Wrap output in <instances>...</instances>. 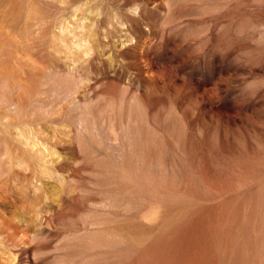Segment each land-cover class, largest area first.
Listing matches in <instances>:
<instances>
[{"label": "rangeland", "instance_id": "374dc122", "mask_svg": "<svg viewBox=\"0 0 264 264\" xmlns=\"http://www.w3.org/2000/svg\"><path fill=\"white\" fill-rule=\"evenodd\" d=\"M0 264H264V0H0Z\"/></svg>", "mask_w": 264, "mask_h": 264}, {"label": "bare ground", "instance_id": "6f19581e", "mask_svg": "<svg viewBox=\"0 0 264 264\" xmlns=\"http://www.w3.org/2000/svg\"><path fill=\"white\" fill-rule=\"evenodd\" d=\"M198 244V243H197ZM171 247V246H170ZM196 247V246H195ZM194 250H196V249H194ZM196 252V251H195ZM190 261V260H189ZM136 262V261H135ZM191 262V261H190Z\"/></svg>", "mask_w": 264, "mask_h": 264}]
</instances>
